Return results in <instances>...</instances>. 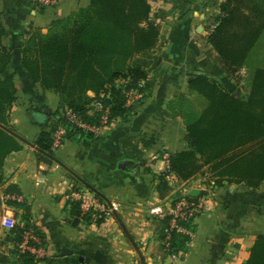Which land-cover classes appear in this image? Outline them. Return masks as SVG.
<instances>
[{
    "label": "crops",
    "instance_id": "obj_1",
    "mask_svg": "<svg viewBox=\"0 0 264 264\" xmlns=\"http://www.w3.org/2000/svg\"><path fill=\"white\" fill-rule=\"evenodd\" d=\"M37 1L0 0L6 30L3 44L12 52L7 73L17 89L8 131L22 144L4 160L0 198L11 190L27 204L30 218L48 236L51 256L44 258L47 263L243 264L256 236L264 235V181L255 189L226 181L219 187L206 186L204 168L205 173L178 188L170 185L171 191L163 196L158 184L166 168L163 153L188 150L186 125L206 107V100L189 89L188 81L206 75L245 97L254 70L264 67V45L256 55L249 54L238 73L226 74L214 60L215 52L202 40L211 26L209 20L218 15L221 0H150V19L159 34L155 47L140 57L149 85L146 96L133 114L111 123L90 140L76 142L65 136L53 155L43 153L50 161L47 164L37 158L40 150L35 140L42 127L32 122L29 110L54 112L60 100L28 78L20 64V49L31 29L45 31L53 20L86 7L89 0H60L58 6L43 12ZM87 96L94 97V93ZM124 160L137 163L136 169H118ZM184 185L192 198L203 202L204 212L193 225L196 251L180 260L163 253L159 239L163 222L149 215L148 209L153 204L172 207L169 200ZM73 190L90 192L113 206L112 216L107 222L90 224L72 216L65 193ZM207 191L211 194L205 199L202 193ZM18 210L20 214L22 209ZM76 218L79 221L74 223ZM63 249L70 253L62 255Z\"/></svg>",
    "mask_w": 264,
    "mask_h": 264
},
{
    "label": "trees",
    "instance_id": "obj_2",
    "mask_svg": "<svg viewBox=\"0 0 264 264\" xmlns=\"http://www.w3.org/2000/svg\"><path fill=\"white\" fill-rule=\"evenodd\" d=\"M39 8L41 12L48 9L42 5ZM150 9V0H89L86 7L53 20L47 30L36 28L27 33L20 49L22 68L32 82L54 92L64 103L63 108L59 105L54 112L29 110L32 122L42 127L35 140L40 150L38 160L50 162L43 153L53 155L51 133L59 126L66 129V137L76 142L93 138V133L66 122L67 109L90 124H98V113L88 115L94 100L109 109L111 119H126L132 108L125 105L124 91L137 88L143 98L146 96L149 85L145 62L140 57L155 47L159 34L158 26L150 19ZM214 22L217 26L206 36V43L215 52L214 60L223 72L234 75L244 67L264 32V0H224ZM5 34L0 18V187L4 184V160L22 148L8 131L17 89L12 75L7 73L12 52L3 44ZM249 35L254 37L244 49ZM118 80L125 81V85H117ZM188 87L206 100V107L187 123L190 147L169 155L170 171L180 183L202 175L206 168L216 187L226 181L258 188L264 181V67L254 70L245 97L237 96L206 75L190 79ZM88 92H93L94 97L89 98ZM169 186L164 175H160L161 196L171 191ZM8 205L22 209L25 221L9 231L6 240L17 246L24 231L30 229L46 249V235L31 224L27 204L8 201ZM71 206L70 214L80 216L79 204ZM89 217H85L86 223L90 222ZM168 221L169 217L162 220L163 232ZM186 241L187 237L172 233V253L178 254ZM44 260L29 252L17 256V264H39ZM243 264H264V235L256 236Z\"/></svg>",
    "mask_w": 264,
    "mask_h": 264
},
{
    "label": "built area",
    "instance_id": "obj_3",
    "mask_svg": "<svg viewBox=\"0 0 264 264\" xmlns=\"http://www.w3.org/2000/svg\"><path fill=\"white\" fill-rule=\"evenodd\" d=\"M224 0H221L222 2ZM39 5H42L46 8H53L58 6L60 0H38ZM212 26V25H211ZM210 26V27H211ZM117 85H125V81L118 80ZM141 87V85H139ZM126 97L125 105L131 107L132 111L130 114H133L138 103L143 98V94L137 88H130L124 91ZM98 113V124H90L86 122L83 117L67 109L65 111L66 122L73 127L84 131L90 132L94 135L99 134V132L109 126L111 123L117 121L119 118L111 119L108 108H104L102 103L98 100H94L89 105L88 115L92 116L93 114ZM66 136V129L64 127H57L52 133V151L59 149L63 145L64 138ZM162 158L165 162L166 169L164 170V179L168 182L171 187L177 183V178L170 171L169 167V154L163 153ZM70 195H67L65 198L70 200H76L79 202L81 209V215L91 214L95 217L98 214L103 222H107L114 212V207L105 206L100 202V200L91 193L84 191L73 190ZM190 189L187 185L180 187L179 196L174 200L172 207L164 205L153 204L148 209V214L156 217L157 219L163 220L166 217H169L168 227L166 229V235L163 241L164 248L163 250L168 254V257L176 259V255L172 253L171 238L172 233H176L183 236H189L191 241H194L195 234L191 231L193 229L194 222L198 219L204 212L203 202L196 201L190 196ZM2 204V212L0 213V226L6 231L13 230L18 226V222L14 213L13 208L7 205L8 201L20 202L21 198L18 195L6 193L0 198ZM36 245V246H35ZM20 253L29 252L35 255L36 259H44L47 255L45 248L41 247V241L34 234L33 230H27L23 233V240L18 245Z\"/></svg>",
    "mask_w": 264,
    "mask_h": 264
},
{
    "label": "rangeland",
    "instance_id": "obj_4",
    "mask_svg": "<svg viewBox=\"0 0 264 264\" xmlns=\"http://www.w3.org/2000/svg\"><path fill=\"white\" fill-rule=\"evenodd\" d=\"M221 3V2H220ZM209 22H211V27H210V25L209 26H207L206 28V33H205V35L204 36H202V40H205L206 41V36L208 35V34H210L212 31H213V29L217 26V23L216 22H214V18L213 19H211V20H209ZM251 34V33H250ZM247 35V34H246ZM245 35V36H246ZM253 37H254V35H249V39H247V41L245 42V44H244V49H246L247 47H248V45H249V42L251 41V39H253ZM253 41V40H252ZM207 42V41H206ZM264 45V32H263V34H262V36L260 37V39H259V41H258V43L255 45V47L253 48V50L251 51L252 53H250L251 54V57L252 56H254V55H256L257 53H258V51L262 48V46ZM250 59V58H249ZM250 86V85H249ZM248 89V88H247ZM249 90V89H248ZM247 93H248V91H247ZM247 93H246V95H247ZM51 112V111H50ZM56 155H57V152H56ZM170 155V154H169ZM166 169V168H165ZM164 169V170H165ZM207 172H208V170H206ZM212 175H211V173L210 172H208V176L206 177V181H204V184L207 186H211V185H215L214 184V181L215 180H213L212 181ZM210 179V180H209ZM179 185H180V182L177 180V183L174 185V187L175 188H178L179 187ZM214 188V187H213ZM213 188L211 189V190H213ZM252 191H254V190H252ZM211 191H207V192H203L202 194L204 195V194H206V197H204L205 199H207V198H209V195L211 194L210 193ZM72 192L71 191H68L67 193H65V196H67V195H70ZM87 193H90V192H87ZM92 194V193H91ZM179 196V193L177 192V195H175V196H173L169 201H171V203H172V205H173V202H174V200L177 198ZM65 200L66 201H68L70 204H79V202L78 201H76V200H68V199H66L65 198ZM101 202V201H100ZM200 202H201V200H200ZM102 203V202H101ZM102 204H104V203H102ZM8 205V204H7ZM105 205V204H104ZM106 206V205H105ZM11 208H13V210H14V213L16 214L15 216H16V219H17V222H18V224H19V226L20 225H22V224H24V216H25V213L23 212V211H21V213L20 214H18L17 213V211H19L18 210V208L17 207H11ZM79 211H80V216H78V218L80 217V218H82L83 220H84V222L86 223V221H85V217L86 216H90L89 218H90V222H88L89 224L90 223H92L93 221H97V219H100V215L98 214L97 216H95V217H93V216H91V214H86V215H81V209H80V206H79ZM2 212V204H1V201H0V213ZM161 221V220H160ZM31 224H35V221H33L32 220V218H31ZM88 223H86V224H88ZM86 226V225H85ZM85 226H83V227H85ZM37 228H39V226H37ZM86 228V227H85ZM40 229V228H39ZM163 227H161V229L159 230V239H160V247H161V249H162V251H163V253L166 255V256H168V254L163 250V248H164V245H163V241H164V238H165V235H166V230H164V232H163ZM191 231L194 233V229H192L191 228ZM164 233H165V235H164ZM8 235H9V233H8V231H6L5 229H0V262H2L3 264H17V256H18V254H21L20 253V249L18 248V245L17 246H14L12 243H11V241L10 242H8V240H6L7 239V237H8ZM185 237H187V241L185 242V244H184V247L182 246V247H180V245H179V243H178V246L181 248V249H179L180 251H179V253L176 255V258H180V260L182 259V258H185V257H187L189 254H191V256L193 255V251H196V249H194V242L193 241H191V239L189 238V236H185ZM195 239V238H194ZM45 240H47V243H46V251H47V255L48 256H51V255H49V253H50V242H48V236H45ZM233 248H236V247H233ZM52 253V252H51ZM48 258V257H47ZM223 258L226 260V262H229V260L227 259L228 258V255L226 254H223ZM48 260V259H47ZM224 260V261H225ZM138 261V260H137ZM208 262V261H207ZM207 262H205V263H207ZM245 263V262H244ZM39 264H48L47 263V261L46 260H44V261H40L39 262Z\"/></svg>",
    "mask_w": 264,
    "mask_h": 264
},
{
    "label": "water",
    "instance_id": "obj_5",
    "mask_svg": "<svg viewBox=\"0 0 264 264\" xmlns=\"http://www.w3.org/2000/svg\"><path fill=\"white\" fill-rule=\"evenodd\" d=\"M60 107L61 108H63L64 107V103H60ZM136 167H137V163H135V162H133V161H131V160H124V161H122L119 165H118V169H120V170H122V171H125V172H132L133 170H135L136 169ZM191 195H193L192 194V192L190 193V196ZM79 221V219L78 218H76L75 220H74V223H77ZM69 251H67L66 249H63V251H62V255H67V254H69L68 253ZM80 261H83L84 259L82 258V257H80V259H79ZM85 262L86 263H88L89 262V260H88V258L86 259L85 258Z\"/></svg>",
    "mask_w": 264,
    "mask_h": 264
}]
</instances>
